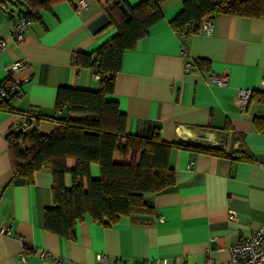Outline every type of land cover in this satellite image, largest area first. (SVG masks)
Instances as JSON below:
<instances>
[{"label": "crops", "instance_id": "crops-1", "mask_svg": "<svg viewBox=\"0 0 264 264\" xmlns=\"http://www.w3.org/2000/svg\"><path fill=\"white\" fill-rule=\"evenodd\" d=\"M123 1L135 7L143 0H84L82 8L78 0H55L25 28L22 41L11 36L10 4L0 3V40L6 41L0 82L8 76L19 87L7 99L9 108L0 105V228L11 232L0 234V264H97L99 253L110 261L203 264L211 258L227 264L230 244L264 227V98L257 92L264 81V17L216 12L209 34L199 30L183 38L170 25L183 0L161 3L162 18L123 52L106 98L126 116L131 135L147 138L158 131L163 141L219 145L224 155L172 147L175 181L145 194L149 209L110 225L85 214L72 238L45 226L44 211L53 203L48 168L35 171L30 183L11 181L8 132L37 109L40 117L27 130L50 134L58 127L59 87L99 88L93 69L75 64L74 57L117 32L109 8L118 3L123 11ZM197 59L208 63L201 67ZM17 60L25 66L9 74ZM186 61H192L188 71ZM213 75L225 83L214 82ZM239 89L256 91L244 110L236 101ZM90 169L98 176L97 164ZM70 182L65 174V187ZM231 212L235 220H229Z\"/></svg>", "mask_w": 264, "mask_h": 264}, {"label": "trees", "instance_id": "trees-1", "mask_svg": "<svg viewBox=\"0 0 264 264\" xmlns=\"http://www.w3.org/2000/svg\"><path fill=\"white\" fill-rule=\"evenodd\" d=\"M54 1L0 0V3H10L11 7L6 9L9 21L17 16L35 21L40 11ZM163 1L143 0L135 7L123 1L120 2L123 11L118 3L109 8L117 32L94 51L77 53L74 57L75 64L90 67L98 75L99 88L59 87L55 97L59 113L55 117L58 123L55 131L42 134L37 129L21 131L13 127L6 136L11 181L30 183L34 172L42 168L53 174V203L44 211L45 226L51 232L72 238L76 222L85 214L93 221L110 225L120 216L149 209L145 194L162 190L175 181L169 162L174 146L224 155L219 145L167 142L159 137L158 131L147 138L131 135L126 130V116L106 98L113 92L123 52L162 18ZM216 12L264 17V0H183L182 9L170 20V25L186 38L198 32L203 19ZM195 62L201 67L208 63L204 59ZM257 92L264 98V91L257 89ZM255 94L253 91V97ZM8 97L1 98L2 107L9 108ZM32 111H36L33 119L40 117L37 109ZM92 163L99 168L96 177L91 175ZM65 174L70 175L69 187H65Z\"/></svg>", "mask_w": 264, "mask_h": 264}, {"label": "built area", "instance_id": "built-area-1", "mask_svg": "<svg viewBox=\"0 0 264 264\" xmlns=\"http://www.w3.org/2000/svg\"><path fill=\"white\" fill-rule=\"evenodd\" d=\"M80 8L85 7L84 0H78ZM79 12V11H77ZM212 18L208 17L203 19L200 24V30L209 34L212 31ZM33 20L24 16H17L15 20L9 21L11 24V36L15 41H22L24 39L25 28L31 24ZM6 46L5 40H0V49ZM25 66L23 61H14L8 69V73L19 70ZM191 68V62L186 61L184 63L185 71ZM98 76V75H97ZM212 80L218 84H224L225 79L216 75L212 76ZM260 91H264V81L261 82L259 88ZM253 91L250 89H239L236 95V101L242 110L247 108L249 102L253 99ZM19 92L18 83L12 80L10 77L0 83V98H6L11 94H17ZM36 112V111H35ZM30 112L23 115L22 121L17 123L14 128H18L21 131H27L31 120H33V114ZM229 220H235V214L229 213ZM0 234L10 235L11 232L6 227L0 228ZM41 255H45L41 252ZM24 259V255H22ZM97 264H167L163 260L148 259L139 261L135 259H116L110 261L106 255L101 253L96 255ZM203 264H216L211 258H207ZM227 264H264V227H260L253 231L250 237L240 238L229 246V261Z\"/></svg>", "mask_w": 264, "mask_h": 264}, {"label": "rangeland", "instance_id": "rangeland-1", "mask_svg": "<svg viewBox=\"0 0 264 264\" xmlns=\"http://www.w3.org/2000/svg\"><path fill=\"white\" fill-rule=\"evenodd\" d=\"M7 4H10L9 2H7ZM11 6V5H10Z\"/></svg>", "mask_w": 264, "mask_h": 264}]
</instances>
